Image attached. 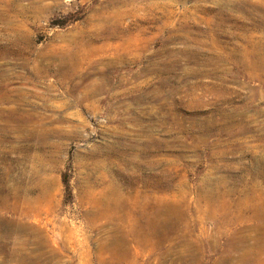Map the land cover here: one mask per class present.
Here are the masks:
<instances>
[{"label": "rangeland", "instance_id": "1", "mask_svg": "<svg viewBox=\"0 0 264 264\" xmlns=\"http://www.w3.org/2000/svg\"><path fill=\"white\" fill-rule=\"evenodd\" d=\"M263 203L264 0H0V264H264Z\"/></svg>", "mask_w": 264, "mask_h": 264}, {"label": "bare ground", "instance_id": "2", "mask_svg": "<svg viewBox=\"0 0 264 264\" xmlns=\"http://www.w3.org/2000/svg\"><path fill=\"white\" fill-rule=\"evenodd\" d=\"M253 191V190H252ZM251 192V191H250ZM227 195H229V194H227ZM245 195V194H244ZM258 195L260 196V193H258ZM261 197V196H260ZM217 197H215V200H214V202H218V200L216 199ZM240 198V197H239ZM242 199H243V197H241ZM263 198V197H262ZM257 199H259V197L256 195V194H248L247 195V197H246V200H248V202H252V201H254V200H257ZM241 202H243L241 199H238V204H240V205H238L239 207L241 206ZM255 202V201H254ZM228 203V207L227 206H224L223 207V210L221 211L220 209H219V207L217 206V205H215V207H216V209L217 210H215L217 213L219 212V217H221V216H225L226 214H228V209L231 207L230 205V199L228 198L227 199V201H226V204ZM259 203V202H258ZM252 204V203H251ZM254 205V204H253ZM263 205H264V203H263ZM244 207V206H243ZM252 207V206H251ZM256 209H258V208H256ZM246 210V209H245ZM222 212L223 213H225V214H223V215H221L222 214ZM221 264H228V261H227V259H225V262H222Z\"/></svg>", "mask_w": 264, "mask_h": 264}, {"label": "trees", "instance_id": "3", "mask_svg": "<svg viewBox=\"0 0 264 264\" xmlns=\"http://www.w3.org/2000/svg\"><path fill=\"white\" fill-rule=\"evenodd\" d=\"M62 181H63V184L66 187V189H69V183H68L67 175L63 176Z\"/></svg>", "mask_w": 264, "mask_h": 264}]
</instances>
